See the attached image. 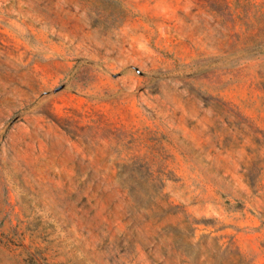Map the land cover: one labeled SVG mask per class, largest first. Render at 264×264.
I'll use <instances>...</instances> for the list:
<instances>
[{"label": "rangeland", "instance_id": "rangeland-1", "mask_svg": "<svg viewBox=\"0 0 264 264\" xmlns=\"http://www.w3.org/2000/svg\"><path fill=\"white\" fill-rule=\"evenodd\" d=\"M0 264H264V0H0Z\"/></svg>", "mask_w": 264, "mask_h": 264}]
</instances>
